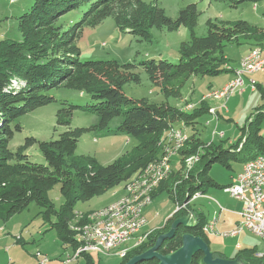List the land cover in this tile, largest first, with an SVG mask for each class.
Masks as SVG:
<instances>
[{"label":"trees","instance_id":"trees-1","mask_svg":"<svg viewBox=\"0 0 264 264\" xmlns=\"http://www.w3.org/2000/svg\"><path fill=\"white\" fill-rule=\"evenodd\" d=\"M244 1L256 4L264 0ZM72 12L82 13L81 20L65 26L61 19ZM109 18L114 19L121 32L143 41H151V32L155 28L173 32L183 26L191 31V40L180 46L177 63L148 60L138 64L153 82L162 79L161 91L166 99H179L182 88L193 76L215 77L228 73V59L224 54L227 45L253 43L264 47V29L248 21L225 24L228 28L223 32L209 21L207 36L197 37L195 28L199 12L196 5L183 9L174 21L155 3L143 0H35L31 10L18 18L22 41L0 40V219L6 222L36 204L45 210L48 222H52L54 216L51 227L57 231L62 244L73 250L78 248L75 233L70 229L76 219V204L103 195L130 180L161 158L165 133L176 124L195 131L197 121L211 110L208 100L204 99L190 111L172 106L167 101L132 100L124 94L123 88L128 82H140L135 72L137 65H122L117 61L83 62L77 41L85 28H95ZM55 89L78 92L87 96L92 105L62 101L56 115L57 126L67 130L57 140L39 142L27 138L17 151H11L9 145L15 132L22 131L15 122L55 103L56 99L50 95ZM257 89L261 92L263 105L241 129L242 137L237 143L225 148L222 139L218 143L203 142L197 132L188 133L189 140L179 153L180 171H172L152 194L154 200L167 192L177 205L187 204L186 207L176 211L162 229L154 230L143 245L129 250L120 264L150 250L159 236L169 232L175 221L190 213L196 224L179 226L175 236L162 244L159 253L170 255L179 250L185 234L200 237L210 245L204 231L206 220L200 212L191 209L190 201L198 193L206 195L210 188H223L208 176L213 164L219 163L230 169L231 161L246 163L264 155V136L261 134L264 89L256 85ZM77 111L96 115L99 122L93 128L102 130H108L113 119L122 118L111 133L134 138L138 141L137 148L109 165H101L91 157L76 156L80 139L93 129L71 128L73 114ZM35 144L39 146L46 165L31 162L26 154ZM193 156H198L199 161L182 175L184 161ZM56 186H60L64 198L60 211L50 198V192ZM91 255H82L86 264H94ZM213 256L215 259H240L243 264H264V257H257L255 248L242 249L233 259L216 253ZM203 259L204 255L197 253L191 264H204ZM139 264H159V261L152 259Z\"/></svg>","mask_w":264,"mask_h":264},{"label":"rangeland","instance_id":"rangeland-1","mask_svg":"<svg viewBox=\"0 0 264 264\" xmlns=\"http://www.w3.org/2000/svg\"><path fill=\"white\" fill-rule=\"evenodd\" d=\"M143 1L146 3H155L159 8L165 11L167 17L174 21L178 19L180 12L183 9L190 5H196L199 12L198 25L195 28V35L197 37L207 36L209 21L213 22L216 25L215 28L221 32L227 30L228 25L225 24L237 23L238 21H248L251 24L264 29V1L256 4L244 0ZM34 2L35 0H0V40L22 41V36L18 29V18L29 12L34 5ZM81 17L82 13L72 12L63 16L61 22L65 26H70L73 23L80 21ZM151 34V41L140 40L129 33L121 32L114 19L109 18L95 28H85L83 36L77 41V46L81 50V60L83 62L117 61L122 65H137L135 72L139 75L140 82H128L123 88L124 94L132 100L141 101L146 99L150 102L156 103L167 101L170 105L181 109H184L188 105L186 110L190 111L193 109L190 108L191 106H198L203 99L205 100V97L211 91L226 86L224 83L230 73H224L215 77L193 76L182 88L179 99H166L161 91V88L163 89L162 79L158 78L153 82L149 78L145 69L142 66H138V64L148 60H161L174 64L177 63L179 60V49L181 44L190 41L192 34L188 28L183 26L173 32L168 31L165 28H155L152 30ZM256 49H259L262 52V49L259 48V46H255V48L247 55L255 52ZM247 50L248 46L246 44L227 45L224 54L228 59V65L232 68L239 66L236 70H240L241 65H239V62L241 64L242 60L247 56L246 55L241 59ZM249 80H254L256 83L257 81L262 83L261 81L264 82V73H257L256 75L254 74L245 77V85L243 88L238 90L228 100L209 99V105L215 110L217 109L216 115L210 113L205 114L197 121L195 131L191 128L187 130L185 128V130L191 134L197 132L203 142L215 141L218 143L222 139L225 141V148L229 147L228 143H237L242 137L241 129L247 125L251 115H255L256 110L263 104L261 92L258 89L253 91ZM262 88L264 89V87ZM50 95L56 99L55 103L41 107L24 115L15 122V124H19L22 127V131L15 132L14 138L9 145L11 151H17L18 147L25 144L27 138H34L39 142L57 140L59 136L67 130L66 127L57 126L56 115L60 109L62 101L82 105H92V102L87 96H81L78 92L72 90L55 89L50 92ZM121 120L122 118L113 119L110 128L108 130H102L93 128L97 126L99 122L96 115L80 111L75 112L71 123L72 129L93 128L82 136L78 143L75 155L78 157H91L101 165H109L118 159L131 154L132 151L137 148L138 141L124 134L111 133L117 129ZM261 126V133L264 135V120ZM176 127L181 126L180 124H176ZM222 133L226 135L225 138H220V134ZM165 138H168V133H165L164 140ZM184 147H182L180 151ZM26 154L29 156L31 162L46 165V161L37 144L31 146ZM162 156L163 151L160 157ZM159 160L160 159L156 161ZM156 161H154V163ZM171 164L173 172L176 173L180 171V155L173 156ZM230 164V169L219 163L213 164L208 172V176L219 185L230 183L232 178L238 175L242 163L231 161ZM183 166L184 171L182 175H185L187 173V168L185 164H183ZM138 174L139 172L132 176L130 180L115 186L103 195L94 196L86 202H79L76 204L74 208V219L78 214L79 216H84V218H86L92 212L100 211L117 200L119 201L120 198H123L126 195L127 184L131 183ZM209 190H216L224 194L223 189L210 188ZM153 193H151V196ZM207 197L209 200L201 199L198 201H192L191 209L203 212L206 219H208L207 221H209L211 219L210 212L212 211V206L213 208L214 206H218L215 201L222 204H224V202L217 196L208 194ZM223 197L226 199L229 195H223ZM50 198L54 203L56 210L60 211V208L64 204V198L60 193V186H56L50 192ZM151 202L152 203H150L148 207L143 209V215L146 219V226L144 225V229L142 230L143 233L153 229H160L164 226L166 220L171 214H174L177 210H181V206H177L174 199L167 192L161 193L154 200L151 199ZM2 213H4V210H2ZM44 213L45 210L43 208L36 204H32L28 210L14 215L6 222L0 219V237L6 236L5 238H8V240H11L12 242L15 240L20 241L23 238L25 243H21L19 248L21 249L25 247L27 253H25L23 257H25V260H28L27 262H30L31 259L35 260L38 258L37 264H42L44 260H46V264H61L63 261L64 264H86V260L81 255L92 254L91 256L93 257L92 260L94 264H120L122 258L126 256L127 251L133 249L138 240H130L104 254H99V251H88L89 253L84 252L78 254L80 246L78 245V248L73 250L62 244L57 231L51 227L52 222H55L54 216L51 217L52 222H48ZM85 214H87L86 217ZM152 232L137 236L138 238L146 237L148 239ZM224 234L222 236L215 235L217 243L215 242L216 244H214L211 242L209 245L212 253L215 251V246L217 245L222 250H225L223 251L225 256L235 258L240 251L236 249V246L238 242H240L242 236L248 238L245 241L241 240V243H245L243 249L256 247L259 252L264 253V241L248 230H246L242 236L240 235V238L236 239L225 237ZM208 236L209 239H212L211 236L214 235L209 232ZM147 239L145 240L147 241ZM146 241H144V243ZM21 245L24 246L22 247ZM31 254L34 256L32 257Z\"/></svg>","mask_w":264,"mask_h":264},{"label":"bare ground","instance_id":"bare-ground-1","mask_svg":"<svg viewBox=\"0 0 264 264\" xmlns=\"http://www.w3.org/2000/svg\"><path fill=\"white\" fill-rule=\"evenodd\" d=\"M264 59V57L261 56L260 51L255 50V52H252L251 54L247 55L241 62L247 63L251 61L252 63H259L260 60ZM264 70V65H263ZM238 72V75L236 74ZM235 72V78L228 82L226 86L223 88L231 87V91L229 92V98L234 95L238 90L243 88L245 85V77L252 76L253 72H247L246 65H241L240 70H236ZM238 79L242 80V86H233L238 83ZM250 84L252 86V90L255 91V85L254 80H249ZM220 90V89H219ZM219 90H213L211 91L206 97L205 100L209 99H216V100H228L227 97H219L217 96L219 94ZM190 108H194V106H191ZM189 108V109H190ZM211 114L216 115V110L211 109ZM181 127H174L171 130H169L168 138L164 140V153L163 156L160 158L159 161H156L155 163H151L148 166H146L134 179L131 183H128L126 186V195L121 198L118 202L105 207L104 209L97 211V212H90L89 216L86 217L87 214L84 216H78L76 217L74 224L71 223L70 229L72 232L75 233V239L78 242V245L80 246L78 249V254L93 251V252H100L99 254H104L105 252H108L114 248H117L124 243L133 240L138 239L137 243H135V246H141L146 237H140L138 238V234H132V233H125L123 236H118V243H107V239H100V241H95V246H91V239H96V232H105L108 230V228H112V225H115L118 221H122L127 217V211L129 213H139V209L143 206L150 205L151 202V193H153L154 190H156L159 185L169 178V175L173 171V167L171 164V159L173 156H176V152H170L175 146H176V136L178 141V152H180V149L186 145V143L189 140V134L185 130L183 125H180ZM263 155H260L256 157L255 159H251L247 161L246 163H253L256 162L259 158H261ZM168 157V164L169 168L166 169L163 176L156 179L155 177H159L160 170L163 169V164L165 160ZM199 161L198 156H193L187 158L184 162L186 165L187 171L192 169L194 164ZM202 194L198 193L196 194L193 199L190 201V203L194 200H197L203 196ZM189 204V203H188ZM187 204H184L182 208H185ZM178 206V205H177ZM189 206V205H188ZM178 211V210H177ZM191 216V214H190ZM193 221L195 219H192ZM216 219L210 223L211 226H209V232H214L215 225H216ZM146 224V220L144 221V225ZM246 230L252 232L253 234L257 235L259 238H261L264 241V235H259L251 228H244V232ZM148 234V233H147ZM229 232H226L224 235H228ZM146 236V235H145ZM148 237V236H147ZM143 245V244H142ZM135 246L133 248H135ZM83 251V252H82ZM124 252V251H123ZM128 252V251H127ZM89 253V252H88ZM82 256V255H81ZM123 256V255H122ZM78 258V257H77ZM40 264V263H39ZM42 264H46V260L43 261Z\"/></svg>","mask_w":264,"mask_h":264},{"label":"built area","instance_id":"built-area-1","mask_svg":"<svg viewBox=\"0 0 264 264\" xmlns=\"http://www.w3.org/2000/svg\"><path fill=\"white\" fill-rule=\"evenodd\" d=\"M240 65H246L247 72L261 73L263 72L264 59L259 63H242ZM238 75V72H236ZM256 90V82H254ZM233 86H242V80L238 79V83ZM231 87L221 88L219 90V97L229 98V92ZM217 119V116H216ZM220 138H224V134H220ZM178 141L176 136V146L170 152H178ZM199 156V155H198ZM169 168L168 157L163 164V169L160 170L159 177L163 176L166 169ZM224 193L239 200L243 204L242 212L240 216L242 221L225 237H237L244 233V228H251L253 232L264 235V155L256 162L245 163L243 170L236 177L232 179L231 184L222 188ZM205 196V195H201ZM149 205L143 206L139 209V213H129L127 211V217L124 220L118 221L112 228H108L105 232H96V239H91V246H95V241L100 239H107V243H118V236H123L125 233L140 234L141 229L144 227V221L146 220L143 215V209ZM221 211L223 210L220 208ZM191 219H195L191 214ZM210 224L204 227V231L209 233ZM83 252V251H82ZM260 257V256H259ZM64 264V261L62 262Z\"/></svg>","mask_w":264,"mask_h":264},{"label":"crops","instance_id":"crops-1","mask_svg":"<svg viewBox=\"0 0 264 264\" xmlns=\"http://www.w3.org/2000/svg\"><path fill=\"white\" fill-rule=\"evenodd\" d=\"M247 46H248V50L246 51V53H244V55L241 57V59L244 57V56H246L250 51H252L254 48H255V46H254V44L253 43H247L246 44ZM259 48H261V47H259ZM262 49V52H261V50H259V49H256V50H258V51H260V54H261V56L262 57H264V47L263 48H261ZM241 59H240V61H241ZM239 65H240V62H239ZM239 68V66L238 67H236V68H232L231 66H229V65H227V69L229 70V72L228 73H230V75L228 76V78H227V80H226V82L224 83L225 85L228 83V82H230L234 77H235V71H236V69H238ZM262 73V72H261ZM263 73H264V70H263ZM257 73H255V75H256ZM254 75V74H253ZM257 81V80H256ZM262 83H259V81H257V83H256V85H258V86H261V87H264V82L263 81H261ZM220 88V87H219ZM215 90H219V89H215ZM252 91V90H251ZM256 91V90H255ZM191 105V104H190ZM263 105V104H262ZM193 106H195V105H193ZM212 108V107H211ZM212 109H214V108H212ZM184 110H186V107L184 108ZM215 110V109H214ZM217 110V109H216ZM211 114V113H210ZM217 114H218V111H217ZM218 116V115H217ZM189 133V132H188ZM262 134V133H261ZM225 134H224V138H225ZM264 136V135H263ZM232 144H234V143H228V145H232ZM245 163H242V167L240 168V171H239V173H241L242 172V170H243V165H244ZM238 173V174H239ZM234 178V177H233ZM232 178V179H233ZM231 182H232V180L230 181V183H227L226 185H221V186H223V187H225V186H227V185H229V184H231ZM219 189H222V188H219ZM114 194H116V193H114ZM208 194L209 195H213V196H217V197H220L222 200H223V202H224V204H222V203H220V202H218V201H215L216 203H217V205L218 206H214V208H213V206H212V211L210 212V220L209 221H207L208 219H206V217H205V214L203 213V212H200V211H198V212H200L201 214H202V217L206 220V225H208V224H210L214 219H216V225H215V229H214V232H211V233H213V235L214 236H211V238L212 239H209V236H208V233H207V236H208V239H209V243H211V242H213L214 244H216L217 242V238H216V236H222L224 233H226V232H229V231H231V230H233L239 223H240V221H241V216H240V213L242 212V209H243V204H242V202H240L239 200H237V199H235V198H233V197H231L230 195H229V197L228 198H224L223 197V195H228V194H226V193H221V192H218V191H216V190H213V191H210V190H208V192H207V194L203 197V198H199V199H197V200H195V201H198V200H201V199H203V200H209V198L207 197L208 196ZM118 198V197H117ZM121 199V198H120ZM215 199V198H214ZM118 201V200H117ZM116 201V202H117ZM116 202H114V203H116ZM113 203V204H114ZM112 205V204H111ZM110 206V205H109ZM220 208H222L223 210L221 211V209ZM169 215H170V213H169ZM168 215V216H169ZM173 214H171L170 216H169V218L172 216ZM168 218V219H169ZM167 219V220H168ZM166 220V221H167ZM196 220V219H195ZM166 223V222H165ZM165 225V224H164ZM145 226H146V224H145ZM164 227V226H163ZM163 227H161L160 229H162ZM144 229V227L141 229V232H140V234H146V233H150V232H152V231H154V230H160V229H153V230H151V231H148V232H142V230ZM245 233V232H244ZM243 233V234H244ZM140 234L138 235V236H140ZM242 234V235H243ZM216 235V236H215ZM241 235V236H242ZM137 236V237H138ZM241 236H237V237H233L234 239H236V238H240ZM6 236H2V237H0V264H37V261H38V258L37 259H35V260H33V259H31L30 260V262H27L28 260H25V257H23V255H25V253H27V251L25 250V247H23L24 245H21L23 248H19V245L22 243V244H24L25 243V241H23V238L20 240V241H11V240H8V238H5ZM248 238L247 237H244V236H242L241 238H240V242H238V244H237V246H236V249H238V250H242L243 248H244V244L245 243H241V240H247ZM216 242V243H215ZM256 249V251H257V257H264V253H261V252H259L258 250H257V248L256 247H253V248H247V249ZM68 251V250H67ZM66 251V252H67ZM223 251H225V250H222L220 247H218L217 245L215 246V251L213 252V253H216V254H221V255H223L224 257H226V258H228V259H233V258H230V257H227V256H225V254L223 253ZM31 256L33 257L34 255H32L31 254ZM61 264H63L62 262H61Z\"/></svg>","mask_w":264,"mask_h":264},{"label":"water","instance_id":"water-1","mask_svg":"<svg viewBox=\"0 0 264 264\" xmlns=\"http://www.w3.org/2000/svg\"><path fill=\"white\" fill-rule=\"evenodd\" d=\"M191 214V213H190ZM190 214L175 221L166 234L158 237L154 247L145 253L135 256L126 264H139L140 262L156 259L159 264H191L193 257L197 253L204 255V264H243L240 259L226 260L221 258H214L209 245L200 237L191 234H185L182 238V247L170 255H162L159 249L162 244L175 236L179 226L192 227L196 221L192 220Z\"/></svg>","mask_w":264,"mask_h":264}]
</instances>
